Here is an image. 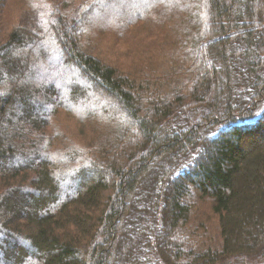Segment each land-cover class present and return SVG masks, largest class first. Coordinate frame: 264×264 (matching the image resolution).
<instances>
[{"label":"trees","instance_id":"obj_1","mask_svg":"<svg viewBox=\"0 0 264 264\" xmlns=\"http://www.w3.org/2000/svg\"><path fill=\"white\" fill-rule=\"evenodd\" d=\"M121 1L0 0V264H264V0Z\"/></svg>","mask_w":264,"mask_h":264},{"label":"rangeland","instance_id":"obj_2","mask_svg":"<svg viewBox=\"0 0 264 264\" xmlns=\"http://www.w3.org/2000/svg\"><path fill=\"white\" fill-rule=\"evenodd\" d=\"M122 1H124V0H122ZM148 1H155V0H148ZM137 2L138 3H135V4L134 3L133 4L131 3L129 6L127 5L128 7H126L124 11H130L132 9L134 10V9H137V8L141 7V5L143 4V2L142 1H137ZM18 6H19L18 4H15V6H13L14 7L13 13L19 12L21 10L20 7H18ZM10 18H11V15H10V17L8 16V20H11ZM93 20H95L97 23L101 24L104 28L112 29V27H113V23L111 22V20L108 19V18H106V17H99L98 15H96V16H93ZM92 41H93V43L98 44V45H101V46L113 45V46L117 47L116 42L117 41H120V40H118L116 38L115 39H107L106 40V39H103L101 37L96 36V38L93 39ZM133 45H135V43H133ZM40 67L41 66L39 64H37V65L34 66V68L36 69V71H34L35 72V75H37V74H39V75L42 74L43 75L44 74L41 71V68ZM46 76L47 77H46V79H45V81L43 83H48L50 81L49 79H50L51 75L50 74H46Z\"/></svg>","mask_w":264,"mask_h":264}]
</instances>
